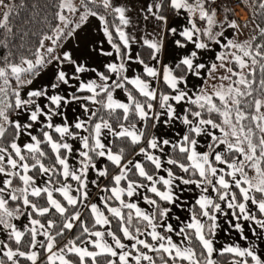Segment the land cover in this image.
<instances>
[{"label":"snow or ice","instance_id":"obj_1","mask_svg":"<svg viewBox=\"0 0 264 264\" xmlns=\"http://www.w3.org/2000/svg\"><path fill=\"white\" fill-rule=\"evenodd\" d=\"M137 2L37 0L29 31L0 0V264H264V26ZM221 217L248 246L215 247Z\"/></svg>","mask_w":264,"mask_h":264},{"label":"crops","instance_id":"obj_2","mask_svg":"<svg viewBox=\"0 0 264 264\" xmlns=\"http://www.w3.org/2000/svg\"><path fill=\"white\" fill-rule=\"evenodd\" d=\"M127 2L130 3V4H132V5H134L137 8L139 7V3L137 2V0H127ZM242 13L249 20V14L247 12H242ZM129 15H131L133 17V25H136V27H133V28H130L129 29V31H131L133 35H136L137 37H139L145 31H147V32L153 31L152 24L151 23H148V22H145L143 20H138L137 19V13L135 11L130 12ZM235 17L236 16H234L233 18L236 20ZM93 23L95 24L96 22L93 21ZM89 35H90V38L91 39H94V40L97 41V46L98 47L100 46V42H103V47L106 50L109 49L110 46L107 44L106 40L104 39L102 32H99V31L93 29ZM78 54H82L84 56H87L88 55V53L86 51H84L83 48H81V50H80V52ZM104 59H106V58L100 57L99 58V61H103ZM99 61L92 60L90 62H92L94 64H98ZM182 187H189V186H182ZM190 187H194V186H190ZM181 196L184 198V200L186 202V205H190V204L194 203V200L196 198V192H188V191H185V192L181 193ZM93 202H95V200H93ZM141 207H145V205H143L141 203ZM174 211H177L178 214L181 215V218L182 219H186L189 216V213L187 211V208H185V210L182 213L179 212V210H175L174 209ZM173 223H176V221L173 220ZM220 223H221V228L217 230V236L215 237V241H219V239L223 243L224 242H230L231 241L232 243L240 244L241 245V248H244V247L248 246L247 242L245 240H243V239L240 238V234L239 233H237L235 231H231L229 233L227 231V227L228 226L225 223V218L224 217H221ZM241 223L245 224V235H248L249 240L254 239V237H252L251 233L248 231L249 222H243V221H241ZM255 251L257 252V254H259L261 256H264V245H261V246L257 247L255 249Z\"/></svg>","mask_w":264,"mask_h":264},{"label":"trees","instance_id":"obj_3","mask_svg":"<svg viewBox=\"0 0 264 264\" xmlns=\"http://www.w3.org/2000/svg\"><path fill=\"white\" fill-rule=\"evenodd\" d=\"M246 5L249 6L248 14L250 19L257 24H261L264 26V10H261L258 7V4L261 0H245ZM18 4H23L24 6L18 9V14L13 19L14 27H20L21 29L27 27L29 31H36L38 26L35 23L29 25L27 22L33 16V8L37 0H15ZM45 3H51V0H39V4L42 10L47 11L48 15L51 16L50 9H44ZM43 14V12H42ZM28 37H25V42H27ZM71 235V234H69ZM215 260H217L218 264H226L228 263L233 257L231 256H219L216 255Z\"/></svg>","mask_w":264,"mask_h":264},{"label":"rangeland","instance_id":"obj_4","mask_svg":"<svg viewBox=\"0 0 264 264\" xmlns=\"http://www.w3.org/2000/svg\"><path fill=\"white\" fill-rule=\"evenodd\" d=\"M225 3H227L228 6L232 9V11L235 13V16H236L235 18L241 25H243V23L244 24H246V23L248 24V27L246 29H244L240 33L239 39H241V40L249 39V37L251 36L253 30L255 29L254 26H256V25L250 19V17H249V20H248V18L245 17L243 15V13H242V12H247L248 13V11H249V9H248L249 6L246 5V1L245 0H225ZM250 175H251V173H250ZM230 245H236V246L241 247L240 244L232 243L231 241L230 242H224V243L220 239H219V241H215V247L217 249H221L223 246H230ZM215 256H216V254H214L213 258H215ZM262 257H264V256H262ZM230 261L228 263H226V264H230Z\"/></svg>","mask_w":264,"mask_h":264}]
</instances>
